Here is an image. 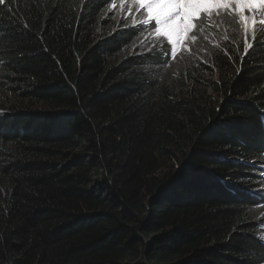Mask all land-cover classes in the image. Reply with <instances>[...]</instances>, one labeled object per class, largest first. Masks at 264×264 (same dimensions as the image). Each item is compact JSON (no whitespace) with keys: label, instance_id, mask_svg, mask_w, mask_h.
I'll return each instance as SVG.
<instances>
[{"label":"trees","instance_id":"obj_1","mask_svg":"<svg viewBox=\"0 0 264 264\" xmlns=\"http://www.w3.org/2000/svg\"><path fill=\"white\" fill-rule=\"evenodd\" d=\"M113 1L0 5V264H261L264 43L196 92Z\"/></svg>","mask_w":264,"mask_h":264},{"label":"rangeland","instance_id":"obj_2","mask_svg":"<svg viewBox=\"0 0 264 264\" xmlns=\"http://www.w3.org/2000/svg\"><path fill=\"white\" fill-rule=\"evenodd\" d=\"M230 7L232 9L230 15H224L222 17L214 16L212 19H207L203 22V25H200V29L198 28L199 22H196L192 30L183 34L182 40L174 45L170 44L173 50L170 56V58H172L169 65L166 66V72H168L167 76H170V79L175 80L182 74L184 76L183 78H185L187 75V80L184 81L185 88L196 87V92L199 91V88L213 92L211 88L218 79V69L213 67L209 62L210 58L208 55L210 47L225 49L227 44H230L236 49L240 43L243 44V47L246 45L249 47L252 46L254 41L252 37L254 35L258 37L255 33V28H257L255 21L259 20V18H264V13L258 11L252 15H248L246 12L245 15L247 17L248 28L245 29L244 26L239 23L238 15L236 14V6L231 5ZM110 11L113 14V20L123 18L128 20V24L131 25L137 24L143 17L144 19L146 18V13L138 5L132 3L131 0H123V3L122 0H114ZM154 34L157 35V37L155 35H153L152 38L148 36L142 37V44L147 49H149L152 40H167L166 37L156 33L155 29ZM202 65L209 67H201ZM189 66L193 68L201 67L199 73L200 83L194 82L193 79H191V75L186 74V71L191 68H189ZM261 188H264V186ZM261 264H264V262Z\"/></svg>","mask_w":264,"mask_h":264},{"label":"snow or ice","instance_id":"obj_3","mask_svg":"<svg viewBox=\"0 0 264 264\" xmlns=\"http://www.w3.org/2000/svg\"><path fill=\"white\" fill-rule=\"evenodd\" d=\"M138 5L147 16L140 27L151 26L155 32L167 38V41L174 45L183 39V34L189 32L199 22L202 17L212 19L222 17L232 13L231 5L236 6V14L239 23L248 28L247 17L257 13H264V0H131ZM123 3V0H122ZM5 4V0H0V5ZM131 14V13H130ZM255 23L260 26V32L264 35V18ZM134 28L136 26H133ZM257 43H264V40L252 37ZM246 52L248 46H245ZM170 49L169 55L172 54ZM247 163V162H245ZM255 166V162H252ZM253 195L264 193V188L249 190ZM264 200V195H262Z\"/></svg>","mask_w":264,"mask_h":264}]
</instances>
